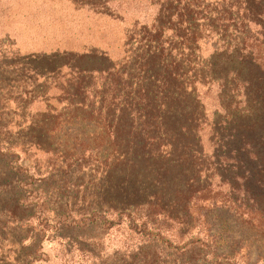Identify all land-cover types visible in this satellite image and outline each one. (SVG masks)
Masks as SVG:
<instances>
[{
    "label": "trees",
    "instance_id": "16d2710c",
    "mask_svg": "<svg viewBox=\"0 0 264 264\" xmlns=\"http://www.w3.org/2000/svg\"><path fill=\"white\" fill-rule=\"evenodd\" d=\"M69 1L116 17L110 0ZM149 6L151 17L125 31L115 61L89 48L0 62V264H42L50 240L62 252L94 253L100 237L88 234L96 229L122 230L140 240L138 251L187 237L180 247H211L201 264H232L216 250L228 226L214 227L212 211L233 209L241 228L264 233V137L228 122L216 140L200 93L247 41L264 44V0ZM217 152L227 182L241 180L228 205L207 196L209 186H192L215 175Z\"/></svg>",
    "mask_w": 264,
    "mask_h": 264
},
{
    "label": "rangeland",
    "instance_id": "374dc122",
    "mask_svg": "<svg viewBox=\"0 0 264 264\" xmlns=\"http://www.w3.org/2000/svg\"><path fill=\"white\" fill-rule=\"evenodd\" d=\"M110 2L116 17L76 7L69 0H0V62L12 61L14 53L21 56L62 50L81 52L89 48L103 50L115 61L121 56L125 31L135 22L149 20L153 7L149 6L150 0ZM254 35L249 33L251 38ZM201 51L208 57L213 46L207 41L202 44ZM248 51L250 54L247 57ZM249 59L253 65L248 64ZM213 60L209 58L210 62ZM228 60L229 72L218 77L219 69H212L213 83L200 91L203 92L202 100L209 121L214 125L215 138L219 139V127L228 122L240 128V124H250L256 136L264 137V44L247 41L245 50L232 54ZM1 104L4 107V103ZM230 114L232 117L227 118ZM221 158L219 152L213 158L215 175L202 182H193L192 186H209L207 196H211L217 204L228 205L231 200L227 197L228 191L237 189L241 180L234 178L227 182L231 174L220 168L219 162L224 163ZM260 193L264 202V192ZM230 194L240 198L241 193L233 191ZM208 201L198 203L207 204ZM238 215L233 209L227 215L216 216L215 211L208 214L207 217L215 223L214 227L217 221L228 226L222 231L220 241L228 247L222 245L216 250L231 254L232 264H264V233L253 226L251 230L247 225L241 228L238 222L242 224L244 220ZM88 236L100 237L99 241L96 240L94 253L77 249L62 252L56 244L60 240L44 241L41 252L45 262L42 264H201L203 258H213L211 247L198 243H193L192 247L188 243L187 247H180L187 237L171 238L174 247H166L163 241H154L145 250L138 251L142 247L138 243L140 240L127 239L120 229L107 233L91 230Z\"/></svg>",
    "mask_w": 264,
    "mask_h": 264
}]
</instances>
